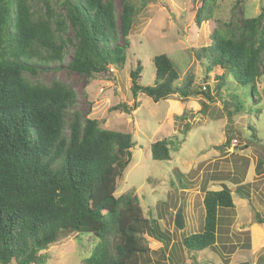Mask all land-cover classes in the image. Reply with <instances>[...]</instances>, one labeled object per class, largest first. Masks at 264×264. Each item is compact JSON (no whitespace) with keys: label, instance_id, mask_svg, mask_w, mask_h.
<instances>
[{"label":"trees","instance_id":"16d2710c","mask_svg":"<svg viewBox=\"0 0 264 264\" xmlns=\"http://www.w3.org/2000/svg\"><path fill=\"white\" fill-rule=\"evenodd\" d=\"M203 1L199 25L214 19L216 0ZM42 2L37 7L33 0H0V264H47L46 251L76 234L98 239L81 264H143L142 255L152 250L146 234L161 240L163 232L145 215L136 193L116 195L133 158V134L106 129L75 110L78 93L63 81L46 84L25 75L63 63L70 48L74 54L67 67L82 75L104 72L109 65L123 67L136 7L125 0L118 19L116 0ZM239 6L238 0L234 9ZM225 26L211 30L212 41L199 56L207 61V73L223 69L216 75L219 88L232 76L256 96L264 72V7ZM153 62L154 85L141 84V62L131 72L136 98H211L193 89V77L178 83L181 69L166 53ZM139 106L135 101L132 108L123 103L115 109L131 113ZM234 107L242 110L239 103ZM171 146L170 139L152 143L153 159L171 160ZM234 206L231 189L207 190L203 229L184 237L186 248L214 246L219 208Z\"/></svg>","mask_w":264,"mask_h":264},{"label":"rangeland","instance_id":"374dc122","mask_svg":"<svg viewBox=\"0 0 264 264\" xmlns=\"http://www.w3.org/2000/svg\"><path fill=\"white\" fill-rule=\"evenodd\" d=\"M128 1L135 5L136 15L123 67L109 65L104 72L82 75L67 67L74 54L70 48L63 63L51 64L37 76L25 75L46 84L63 81L78 93L75 110L98 119L106 129L133 134V158L118 182L116 195L136 193L145 215L163 232L161 240L146 234L152 250L142 255L143 264H264V222H260L264 220V72L256 96L250 85L238 84L232 76L219 88L216 75L223 69L217 66L207 73V61L199 56L211 43L213 28L223 30L233 20L240 23L258 15L264 0H239L236 9L238 0H216L214 21L207 19L200 25L196 17L203 0ZM33 2L37 7L43 4L42 0ZM124 2L116 0L118 19ZM162 53L181 69L178 83L184 85L193 77V89L207 91L211 98L202 94L187 101L174 96L155 102L145 94L136 98L131 72L141 62V84L154 85L153 58ZM135 101L140 106L131 113L115 109L123 103L132 108ZM235 103L241 111H235ZM162 139L172 141L171 160L152 157V143ZM224 185L232 190L235 206L219 208L216 244L190 251L183 240L203 229L206 191ZM180 207L184 230L175 225ZM97 242L88 234L73 235L46 251L47 264H81Z\"/></svg>","mask_w":264,"mask_h":264},{"label":"water","instance_id":"95a60500","mask_svg":"<svg viewBox=\"0 0 264 264\" xmlns=\"http://www.w3.org/2000/svg\"><path fill=\"white\" fill-rule=\"evenodd\" d=\"M223 189H229L228 185H224ZM175 225L177 228L184 230L186 227L185 218L183 214V207H180L175 217Z\"/></svg>","mask_w":264,"mask_h":264},{"label":"crops","instance_id":"0c3cea01","mask_svg":"<svg viewBox=\"0 0 264 264\" xmlns=\"http://www.w3.org/2000/svg\"><path fill=\"white\" fill-rule=\"evenodd\" d=\"M258 261V260H257ZM254 264V263H253Z\"/></svg>","mask_w":264,"mask_h":264}]
</instances>
